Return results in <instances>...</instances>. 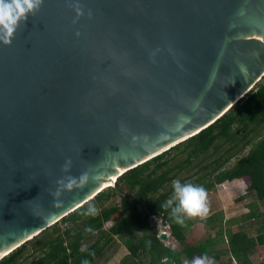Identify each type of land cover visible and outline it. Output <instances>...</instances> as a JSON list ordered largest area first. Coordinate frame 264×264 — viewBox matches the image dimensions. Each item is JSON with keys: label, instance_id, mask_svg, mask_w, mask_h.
I'll return each mask as SVG.
<instances>
[{"label": "water", "instance_id": "1", "mask_svg": "<svg viewBox=\"0 0 264 264\" xmlns=\"http://www.w3.org/2000/svg\"><path fill=\"white\" fill-rule=\"evenodd\" d=\"M263 76L264 0H43L0 44V260ZM85 170L97 179L54 204Z\"/></svg>", "mask_w": 264, "mask_h": 264}, {"label": "trees", "instance_id": "2", "mask_svg": "<svg viewBox=\"0 0 264 264\" xmlns=\"http://www.w3.org/2000/svg\"><path fill=\"white\" fill-rule=\"evenodd\" d=\"M263 131L264 76L211 125L122 173L112 187L16 248L0 264H95L113 238L125 237L127 256L121 264H142L141 258L146 257L147 264H182L203 256L212 264H252L250 257L256 247L264 245V213L254 205L242 216L236 231L219 223L215 235L199 243L185 236L189 221L185 218L182 225L177 224L171 208L162 205L173 195V180L211 192L216 185L239 179L247 180L245 194L264 205ZM116 197L118 202L108 205ZM93 206L96 213L88 214ZM150 218L165 222L177 251L162 245ZM207 220L212 223L214 217ZM249 229L254 236L248 234ZM93 235L97 237L88 243ZM215 236L225 238L226 262L218 260L214 251Z\"/></svg>", "mask_w": 264, "mask_h": 264}, {"label": "rangeland", "instance_id": "3", "mask_svg": "<svg viewBox=\"0 0 264 264\" xmlns=\"http://www.w3.org/2000/svg\"><path fill=\"white\" fill-rule=\"evenodd\" d=\"M264 135V131L262 132ZM232 164L230 162L227 166ZM247 185L246 179L233 180L231 182H224L220 185H216L211 192H207V206L209 208L208 215L206 217H194L186 218L190 225L185 230V236L199 243L207 237L215 235L217 226L220 223L222 228L229 227L231 232L237 230V225L241 223L242 216L246 215L248 211L253 208L250 205H254L258 210L264 213V205L257 202L250 194H245V188ZM113 186V185H112ZM118 202V198H113L108 202V205H113ZM213 216L214 221L208 223V217ZM225 222V223H224ZM264 223V219H263ZM107 223L105 228L109 227ZM150 225L153 226L157 233L165 234L166 238L160 240L162 245L172 250H178V245L169 237L168 227L161 225L158 219L150 218ZM213 225V228L209 226ZM249 235H255L252 229L248 230ZM97 235H93L89 238L88 243L95 240ZM217 245L214 247V251L218 253V260L226 262L228 257L226 251V242L223 236H215ZM126 242L128 238H113V241L108 245L104 252L98 257L95 264H107L108 260H111L113 264H121L122 260L127 256ZM130 242V241H129ZM31 251L32 247H29ZM199 257H195L192 262L187 263L182 261V264H193V262ZM142 264H147V257L141 258ZM213 262L212 260H210ZM252 264H264V245L256 247L253 255L250 257Z\"/></svg>", "mask_w": 264, "mask_h": 264}, {"label": "clouds", "instance_id": "4", "mask_svg": "<svg viewBox=\"0 0 264 264\" xmlns=\"http://www.w3.org/2000/svg\"><path fill=\"white\" fill-rule=\"evenodd\" d=\"M43 0H0V44L10 46L15 32L19 26L25 23L29 15H35L41 8ZM77 16L81 15L79 5H75ZM243 70V66H241ZM135 140L136 137H133ZM72 161L68 159L62 166L63 172H69ZM97 176L90 174V171H83L78 177L71 175L64 176L56 181V189L51 195L54 197V204L59 206L63 203L59 197L65 192L82 188L89 181H95ZM173 195L162 207L171 208L170 215L177 224L182 225L185 218L206 217L209 212L207 206V190L200 185L181 183L179 180L172 181ZM95 207L88 209V214L96 213ZM84 264H87L85 261ZM193 264H212L207 256L197 258Z\"/></svg>", "mask_w": 264, "mask_h": 264}, {"label": "bare ground", "instance_id": "5", "mask_svg": "<svg viewBox=\"0 0 264 264\" xmlns=\"http://www.w3.org/2000/svg\"><path fill=\"white\" fill-rule=\"evenodd\" d=\"M114 180H115V178L114 177H111L106 182H104L103 183V187H104L103 189H105V188H107L109 186H112V183H113Z\"/></svg>", "mask_w": 264, "mask_h": 264}, {"label": "crops", "instance_id": "6", "mask_svg": "<svg viewBox=\"0 0 264 264\" xmlns=\"http://www.w3.org/2000/svg\"><path fill=\"white\" fill-rule=\"evenodd\" d=\"M107 264H113L111 260H108V262H106Z\"/></svg>", "mask_w": 264, "mask_h": 264}]
</instances>
